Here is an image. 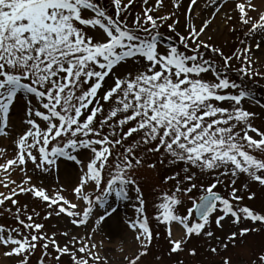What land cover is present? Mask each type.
<instances>
[{
  "label": "snow or ice",
  "instance_id": "snow-or-ice-1",
  "mask_svg": "<svg viewBox=\"0 0 264 264\" xmlns=\"http://www.w3.org/2000/svg\"><path fill=\"white\" fill-rule=\"evenodd\" d=\"M218 20L244 37L228 54ZM253 45L264 0H0V257L145 264L154 241L195 258L202 240L210 264H264Z\"/></svg>",
  "mask_w": 264,
  "mask_h": 264
},
{
  "label": "rangeland",
  "instance_id": "rangeland-1",
  "mask_svg": "<svg viewBox=\"0 0 264 264\" xmlns=\"http://www.w3.org/2000/svg\"><path fill=\"white\" fill-rule=\"evenodd\" d=\"M102 2H105V0H102ZM198 22V21H197ZM231 25L225 27L224 23L220 20H218L215 24L212 25V28L209 30V35L213 38V42L217 45L223 48L226 54L230 53V51L234 50L235 47H239V41L241 39H244L242 33L240 31H237L236 33L231 32ZM167 35V33H166ZM173 42L175 43V38H173ZM248 43H252L251 40L247 41ZM253 58L256 60H259V63L256 65V68L264 73V53L257 52L255 50V47L253 45ZM236 73L233 72L232 78L235 80V75ZM237 75V74H236ZM240 80L242 79L239 76ZM240 82V81H239ZM238 82V83H239ZM245 83H249V85L246 84V86L252 90L255 96V100L253 101H246L245 102V107L249 108L250 110H253L257 112V119L255 121V125L258 127L264 128V110H261L257 105L256 101H259L260 103L264 104V79L257 77L254 80L251 81H245ZM259 92L260 94H258ZM147 175V174H145ZM151 182H149V185H145V194L147 198L149 199L150 202V209H151V201L156 199L158 195V187L159 186H150ZM222 190V189H221ZM198 195V193H197ZM24 202V198H21V203ZM190 206V205H189ZM256 207L261 206V202L257 201L255 202ZM31 207V205H30ZM38 211L40 209H37ZM122 213L124 209L122 208ZM129 214H131V209H128ZM37 222H43L46 224V231H48L49 235L53 232H60L65 230L66 227V221L64 219L57 220L55 218L51 219L50 221H43L42 216L38 219ZM0 223H6V224H11L12 221L11 219L7 217H0ZM77 231V230H74ZM80 231L81 236L84 235V231ZM261 237H264V233L260 234ZM259 238V237H258ZM58 239L61 241L63 244L64 240L62 237L58 236ZM98 245L101 244V236L97 235L95 241ZM193 245H195L198 249H200V253L197 257L193 258L188 256L186 253H181L178 256H172L169 257L167 255V248H166V241L161 239L158 241H154L152 249H151V254L146 258L145 264H178V262L182 261L183 264H210V262L214 259L218 258H213L207 254V247L208 245L200 240H193L192 244L189 245V248H191ZM111 245L108 242V238L104 237L103 238V247L99 248L98 251L100 254L103 256L105 255V251L110 249ZM112 254V253H109ZM41 253L37 251V253L32 257V264H36L37 260L39 259ZM157 256H162L163 258L157 262L156 257ZM6 260V259H4ZM0 264H9V261L6 260L3 262L0 258ZM60 264H69V258L64 257Z\"/></svg>",
  "mask_w": 264,
  "mask_h": 264
},
{
  "label": "bare ground",
  "instance_id": "bare-ground-1",
  "mask_svg": "<svg viewBox=\"0 0 264 264\" xmlns=\"http://www.w3.org/2000/svg\"><path fill=\"white\" fill-rule=\"evenodd\" d=\"M1 258V260H3V262H5L6 260H4L5 258H3V257H0Z\"/></svg>",
  "mask_w": 264,
  "mask_h": 264
}]
</instances>
